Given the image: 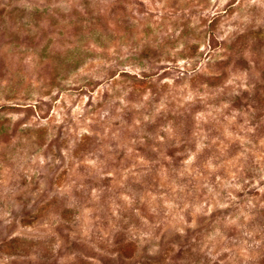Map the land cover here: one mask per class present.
<instances>
[{
    "label": "rangeland",
    "instance_id": "1",
    "mask_svg": "<svg viewBox=\"0 0 264 264\" xmlns=\"http://www.w3.org/2000/svg\"><path fill=\"white\" fill-rule=\"evenodd\" d=\"M0 264H264V0H0Z\"/></svg>",
    "mask_w": 264,
    "mask_h": 264
}]
</instances>
